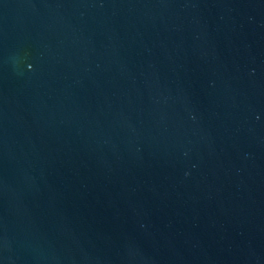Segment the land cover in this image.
Returning a JSON list of instances; mask_svg holds the SVG:
<instances>
[{
    "label": "water",
    "instance_id": "1",
    "mask_svg": "<svg viewBox=\"0 0 264 264\" xmlns=\"http://www.w3.org/2000/svg\"><path fill=\"white\" fill-rule=\"evenodd\" d=\"M0 264H264V0H0Z\"/></svg>",
    "mask_w": 264,
    "mask_h": 264
}]
</instances>
